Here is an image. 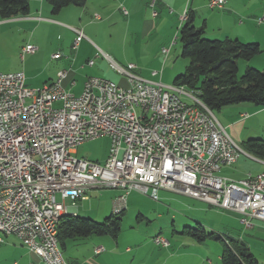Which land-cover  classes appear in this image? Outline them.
Here are the masks:
<instances>
[{
    "label": "built area",
    "instance_id": "1",
    "mask_svg": "<svg viewBox=\"0 0 264 264\" xmlns=\"http://www.w3.org/2000/svg\"><path fill=\"white\" fill-rule=\"evenodd\" d=\"M159 1L149 4L154 8ZM226 1L210 0L209 6L223 8ZM187 18L185 11L182 22ZM74 30L77 48L86 36ZM37 50L27 44L20 55ZM162 52L168 55L170 48ZM112 63L126 75V84L89 76L78 95L64 87L65 70L40 88L26 85L24 71H0V240L7 235L4 227H16L15 236L45 264H70L58 239L60 211L77 210L76 201L96 187L123 191L113 209H126L133 190L154 200L166 190L238 213L247 226L253 219L264 222V171L240 180L213 177V170L249 154L216 113L215 119L203 114L196 92L142 78L132 71L133 63L127 68ZM101 136L111 138L103 163L76 156L78 146ZM155 243L170 244L164 237Z\"/></svg>",
    "mask_w": 264,
    "mask_h": 264
},
{
    "label": "crops",
    "instance_id": "2",
    "mask_svg": "<svg viewBox=\"0 0 264 264\" xmlns=\"http://www.w3.org/2000/svg\"><path fill=\"white\" fill-rule=\"evenodd\" d=\"M29 1V14L10 18H2L0 16V71H24L26 85L37 88L54 82L59 72L65 70L67 71V76L63 80V85L77 95L83 91L85 82L89 76H98L94 71L96 63L91 57L94 55L100 56L101 53L98 49L103 50L100 45H95L96 47H94V44H91V42L84 43V39L87 37L93 41V37H96L99 32V27L103 22H113L120 18L130 20L141 13L139 11L142 10L144 4L150 6L149 0H88L84 6L69 5L64 7L58 14H53L47 0ZM209 1L193 0V8L187 10V13L189 11L194 13L195 25L197 27L205 26L206 37L211 39L223 40L229 38L242 42H258L262 46L263 53L258 55L259 57H256L257 59L254 57L241 62L240 67L244 69L247 66L264 67V0H227L223 8H211ZM159 2V5L164 10H167V6L174 7V9H169V15L179 14L181 16L186 11L188 0H160ZM123 7L128 10L127 14L124 13ZM154 10L156 9H153V12ZM96 15H99V17H96ZM159 16L157 14L155 18ZM182 23L181 19V25ZM75 28L82 29L86 36L80 41L77 48L74 47L76 39ZM172 30L173 28L171 26L170 30L165 35H162V49L163 47L170 48L168 55L164 54L161 49L163 67H165L164 64L171 54L173 45L176 43L175 39L178 37L177 35L172 40ZM27 44L38 46L35 54L44 62L47 69L51 68V71L43 79L37 80V74L32 75L28 72V69L21 66V62L28 56L26 54L22 58L20 55L22 48ZM55 53H60L61 56L59 58H52V55ZM105 57L112 60L110 58L111 56L107 53ZM55 59L59 60L55 61ZM90 60L94 61L92 65L89 64ZM135 70H137V66ZM26 72L29 73L28 76ZM138 75L141 76L140 74ZM121 84H126V79H123ZM215 113L221 124L239 145L243 146V143L251 138L264 139V107L250 105L249 103H240L226 106ZM77 150L78 148L76 149V154L78 152ZM244 155L247 154H242L236 163L227 165L226 171L229 173L223 176L240 180L246 178L249 174L255 175L264 171V160L251 154L247 156L253 160L243 159ZM88 191L85 199H78L85 203L80 206L76 203L77 210H67L66 214L79 215L80 211L87 214L92 213V210L89 208L90 206L88 207L91 201ZM72 203V201H69L66 205L70 207ZM228 212L241 220L240 214L231 211ZM245 226L246 229L253 232L252 237L264 241L263 221L253 219L250 226ZM81 239L86 238L69 240L65 250H63L64 257L70 264H114L115 259L118 258L120 260L118 255L113 253V250L115 251L120 248L118 243H116L115 248L110 250V254L105 253L106 250L102 242H92L83 253L79 250L76 253H69V246L71 244H82L78 243L80 241H76L74 244L75 240ZM243 239L240 236L239 241L244 242L257 258L262 256V252H257L256 244L254 245V243L247 242ZM156 246L162 245L156 244ZM170 246L171 244H169ZM98 247H103V250L99 253L96 252ZM134 248L129 246L126 248V252L133 253L132 256L129 255L132 261L131 264L134 262L142 264L145 261L144 251L147 245L140 244ZM164 248H167V246H164ZM129 257L124 256L121 261L123 262L126 259L127 262ZM0 264L45 263L37 253L32 252L15 235H6L3 236V240H0Z\"/></svg>",
    "mask_w": 264,
    "mask_h": 264
},
{
    "label": "rangeland",
    "instance_id": "3",
    "mask_svg": "<svg viewBox=\"0 0 264 264\" xmlns=\"http://www.w3.org/2000/svg\"><path fill=\"white\" fill-rule=\"evenodd\" d=\"M159 4L160 2L154 8L144 4L142 10L139 11L141 13L130 20L120 18L113 22H103L99 27L98 34L93 37V41L87 37L84 39V43L91 42L94 47L100 45L104 50L98 49L101 55L91 57L96 63L94 71L99 77L122 83L126 75L116 69L112 60L125 68L133 63L137 66V70L133 69V72L140 74L145 79L161 80L163 83H173L175 77L185 71L189 60L182 57L179 40L181 16L184 13L181 16L179 14L169 15V9H174V7L167 6V10H164ZM192 6L193 0H188L186 11L191 10ZM153 9H156L160 15L158 18L153 17ZM168 22L169 24H167ZM171 26L173 28L172 40L177 35L178 37L175 39L176 43L164 64L165 67H163L162 35H165ZM35 53H29L21 62V66L28 69L32 75L37 74V80H40L51 71V68L47 69L44 62ZM106 53L111 56L112 60L105 57ZM256 57L259 56H255V59H257ZM58 60L55 59V61ZM243 61L246 60L241 59L238 62L240 76L245 71L240 67V63ZM254 68L264 70V67ZM154 71H159V74L154 75ZM55 105L58 106V103ZM110 147L111 138L109 136L93 138L78 146L76 156L103 163L108 157ZM243 159L253 160L247 155H244ZM226 168L227 165L223 166L222 175L229 173ZM121 193L123 191L116 188H91L88 191L91 200L88 207L90 206L92 213L87 214L80 211L79 215L103 222L113 214L115 197ZM58 199L61 200L60 195H58ZM69 201L71 202L68 199L66 204ZM76 203L80 206L85 202L77 200ZM121 217L122 231L117 238L104 235L75 240L74 244L76 241H80L78 243L82 244L73 245L70 243L68 252L76 253L79 250L83 253L92 242H102L106 250L105 253L110 254V250L115 248L118 243L120 248L113 250V253L118 255L120 260L115 259L114 264H131L129 255L132 256L133 253L126 252V248L144 244L147 245V248L144 251L145 261L142 264H222L223 245L221 241L210 238L206 242H198L192 236L182 233L185 226L194 228L199 222L208 232H214V234H220L224 238L233 240H239L242 236L243 240L256 244L257 252H262V256L258 257L259 264H264V241L252 237L253 232L246 229L241 220L232 216L228 211L195 198L161 190L159 200H154L147 194L133 190L127 196V207ZM159 235L169 240L171 246L168 245L167 248L156 246L155 238ZM124 256L129 257L127 262L126 259L121 261ZM133 264L141 263L134 262Z\"/></svg>",
    "mask_w": 264,
    "mask_h": 264
},
{
    "label": "trees",
    "instance_id": "4",
    "mask_svg": "<svg viewBox=\"0 0 264 264\" xmlns=\"http://www.w3.org/2000/svg\"><path fill=\"white\" fill-rule=\"evenodd\" d=\"M88 0H47L53 14H58L69 5L84 6ZM30 12L29 0H0V16L10 18L24 16ZM194 13L179 28L181 55L189 60L185 71L175 77L173 84L186 86L196 92L201 101L213 112L222 108L252 103L264 107V70L247 66L239 75V60H250L263 53L258 42H242L235 39H208L205 26L197 27ZM249 154L264 160V139L251 138L243 143ZM212 206V205H211ZM112 214L103 222L78 214H64L58 226V239L63 250L71 239L87 238L93 235H109L117 238L122 231V215ZM183 234L206 242L210 238L222 242V264H259L257 256L239 240L224 238L220 234L206 231L201 223L196 227L185 226Z\"/></svg>",
    "mask_w": 264,
    "mask_h": 264
},
{
    "label": "bare ground",
    "instance_id": "5",
    "mask_svg": "<svg viewBox=\"0 0 264 264\" xmlns=\"http://www.w3.org/2000/svg\"><path fill=\"white\" fill-rule=\"evenodd\" d=\"M171 89H185V86L182 85H171ZM203 114L208 117V119H215V112H213L211 109H209L206 105L203 106ZM213 177H220V170H213ZM125 210V208H117L114 209L115 214H118ZM67 213V210L60 211L59 215V222L60 218ZM38 228H45V221H38ZM4 234L7 235H17V228L16 227H4ZM162 236H157L155 238V241L157 238Z\"/></svg>",
    "mask_w": 264,
    "mask_h": 264
}]
</instances>
